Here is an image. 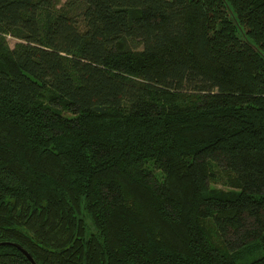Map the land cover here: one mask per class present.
Masks as SVG:
<instances>
[{
	"label": "trees",
	"instance_id": "trees-1",
	"mask_svg": "<svg viewBox=\"0 0 264 264\" xmlns=\"http://www.w3.org/2000/svg\"><path fill=\"white\" fill-rule=\"evenodd\" d=\"M1 241L264 264V0H0Z\"/></svg>",
	"mask_w": 264,
	"mask_h": 264
},
{
	"label": "water",
	"instance_id": "water-1",
	"mask_svg": "<svg viewBox=\"0 0 264 264\" xmlns=\"http://www.w3.org/2000/svg\"><path fill=\"white\" fill-rule=\"evenodd\" d=\"M1 245H13L15 247H17L18 249H20L24 255H26L28 257V259L33 263V264H37L34 257L31 255V253L26 250L22 245H20L19 243L13 242V241H1L0 242V246Z\"/></svg>",
	"mask_w": 264,
	"mask_h": 264
},
{
	"label": "rangeland",
	"instance_id": "rangeland-1",
	"mask_svg": "<svg viewBox=\"0 0 264 264\" xmlns=\"http://www.w3.org/2000/svg\"><path fill=\"white\" fill-rule=\"evenodd\" d=\"M16 41H17V39H15L14 37H11V36L9 37V42H10L11 46H14V44H15ZM214 185L215 186H218V187H226L223 184V180L222 179H219V181L218 182H215Z\"/></svg>",
	"mask_w": 264,
	"mask_h": 264
}]
</instances>
